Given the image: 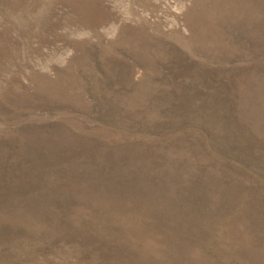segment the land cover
<instances>
[{"label": "rangeland", "instance_id": "rangeland-1", "mask_svg": "<svg viewBox=\"0 0 264 264\" xmlns=\"http://www.w3.org/2000/svg\"><path fill=\"white\" fill-rule=\"evenodd\" d=\"M0 264H264V0H0Z\"/></svg>", "mask_w": 264, "mask_h": 264}]
</instances>
